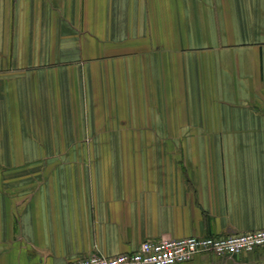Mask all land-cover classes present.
I'll return each instance as SVG.
<instances>
[{
    "label": "crops",
    "instance_id": "crops-1",
    "mask_svg": "<svg viewBox=\"0 0 264 264\" xmlns=\"http://www.w3.org/2000/svg\"><path fill=\"white\" fill-rule=\"evenodd\" d=\"M260 228L264 0H0V264Z\"/></svg>",
    "mask_w": 264,
    "mask_h": 264
},
{
    "label": "built area",
    "instance_id": "built-area-1",
    "mask_svg": "<svg viewBox=\"0 0 264 264\" xmlns=\"http://www.w3.org/2000/svg\"><path fill=\"white\" fill-rule=\"evenodd\" d=\"M264 246V228L226 236L161 237L141 242L137 249L105 255L90 253L68 264H174L187 261L201 252L234 255Z\"/></svg>",
    "mask_w": 264,
    "mask_h": 264
}]
</instances>
